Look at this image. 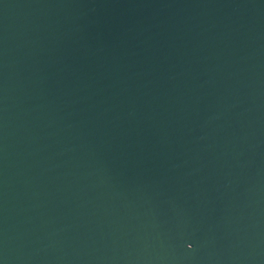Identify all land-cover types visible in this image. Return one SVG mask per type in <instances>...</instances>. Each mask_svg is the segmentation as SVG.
<instances>
[{
    "label": "water",
    "instance_id": "water-1",
    "mask_svg": "<svg viewBox=\"0 0 264 264\" xmlns=\"http://www.w3.org/2000/svg\"><path fill=\"white\" fill-rule=\"evenodd\" d=\"M0 264H264V0H0Z\"/></svg>",
    "mask_w": 264,
    "mask_h": 264
},
{
    "label": "snow or ice",
    "instance_id": "snow-or-ice-1",
    "mask_svg": "<svg viewBox=\"0 0 264 264\" xmlns=\"http://www.w3.org/2000/svg\"><path fill=\"white\" fill-rule=\"evenodd\" d=\"M192 245H189V247H191Z\"/></svg>",
    "mask_w": 264,
    "mask_h": 264
}]
</instances>
